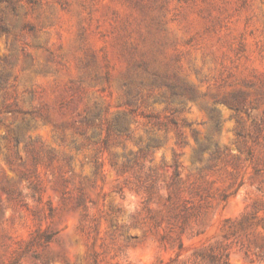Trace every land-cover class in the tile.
Segmentation results:
<instances>
[{
	"label": "rangeland",
	"instance_id": "1",
	"mask_svg": "<svg viewBox=\"0 0 264 264\" xmlns=\"http://www.w3.org/2000/svg\"><path fill=\"white\" fill-rule=\"evenodd\" d=\"M0 264H264V0H0Z\"/></svg>",
	"mask_w": 264,
	"mask_h": 264
}]
</instances>
